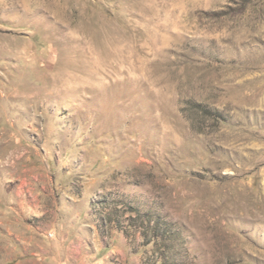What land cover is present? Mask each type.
Instances as JSON below:
<instances>
[{"label":"rangeland","instance_id":"1","mask_svg":"<svg viewBox=\"0 0 264 264\" xmlns=\"http://www.w3.org/2000/svg\"><path fill=\"white\" fill-rule=\"evenodd\" d=\"M0 264H264V0H0Z\"/></svg>","mask_w":264,"mask_h":264},{"label":"trees","instance_id":"2","mask_svg":"<svg viewBox=\"0 0 264 264\" xmlns=\"http://www.w3.org/2000/svg\"><path fill=\"white\" fill-rule=\"evenodd\" d=\"M196 108H197V110H199L201 113H203V114H211V111H209L208 109H206V108H204V107H202V106H200V105H196ZM213 114V113H212ZM215 116H216V118H218V119H221V115H220V113H218V112H216L215 114H214ZM149 213V212H148ZM148 213H146V214H144V216H146V218H147V220L145 221V219H143V221H145V223L144 222H142L143 224L140 226V228H144V230H146V228L148 227V224H150V218H149V215H148ZM152 229H153V231L155 230L156 232H158L156 229H158V224L156 223H154V225H152V227H151ZM159 233H156V235H158Z\"/></svg>","mask_w":264,"mask_h":264}]
</instances>
